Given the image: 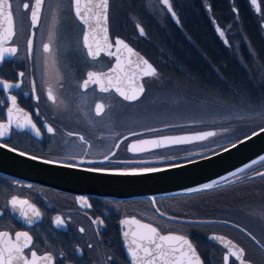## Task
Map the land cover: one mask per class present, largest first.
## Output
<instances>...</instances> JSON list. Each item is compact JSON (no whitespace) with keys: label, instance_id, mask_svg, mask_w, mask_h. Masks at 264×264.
Masks as SVG:
<instances>
[{"label":"flooded vegetation","instance_id":"1","mask_svg":"<svg viewBox=\"0 0 264 264\" xmlns=\"http://www.w3.org/2000/svg\"><path fill=\"white\" fill-rule=\"evenodd\" d=\"M213 1L215 4L219 2V0ZM11 2L14 10L20 8L15 11L16 36L12 39L18 52L16 57L0 66V78L8 83H19L20 87H13L7 91L0 87V124H8V109L13 107L10 96H15L16 108L28 113L32 122L41 131V135L36 136L35 131L30 127L23 130L17 128V120L23 123V112L17 113L14 110L12 123L8 126L6 135L0 138V143L13 149L38 157L61 159L71 164L81 160H101L103 164L95 167L111 170L166 166L173 163L159 165L157 163L196 152L214 151L215 148L211 143L219 136V133L204 141L135 154L128 150L130 145L138 140L166 135L217 132L216 127L219 124L217 122H176L127 129L120 121L121 113L118 112L120 106L122 108V105H133L136 108L144 103L148 94L152 99L155 96L152 92L157 90L165 96L179 90L184 93L185 98L190 94L200 95L206 91H213L215 93L212 94H217L221 98L229 97L233 100L236 98L235 102L241 104L252 101L251 104L255 105H251L252 108H259L258 106L264 103L262 67L252 60L258 66L256 73L252 68V61H239L240 64H238L234 60L238 54V45L243 39L240 21H237V11L225 12L224 15L229 13L231 16L229 22L215 30L212 63L204 60H198L197 63L194 61L195 65L192 66L200 71L198 77L191 76L189 72L176 71L175 67H180L179 64L183 65L182 62L169 58L154 62L149 60L158 75L144 77L142 79L144 94L138 101L129 103L123 101L114 91L101 93L97 85L90 84L87 90L81 88L89 71L104 72L111 67L113 60L105 57L91 60L86 56L82 45L84 26L75 17L72 0H44L40 22L36 28H31L29 13L22 10L23 0H11ZM155 2L162 9L160 16L164 22L161 27L178 24L177 14L173 8L172 12H169L162 0H155ZM200 2L203 8L204 6L207 8V0H200ZM169 3L171 4L170 0ZM249 3L252 4V2ZM251 8L255 14L259 15L258 4L251 5ZM54 13L59 20L55 28V39L50 45L51 55L55 57V66L50 64L46 69L45 57L50 54L43 52V44L48 43ZM153 16L155 17L154 14ZM203 17L202 13L198 28L194 32L197 34V42L204 45ZM107 22L111 40L114 37L122 38L125 33L120 28L112 26L109 8ZM137 25L135 31L142 36L140 28H143L145 33L146 27L138 28ZM191 25L192 23L187 19L185 26L188 30ZM227 29L231 31L226 33ZM188 30L185 32L186 43L176 46L185 52H190L195 44ZM237 32L241 36L238 37ZM30 37L33 39L31 53L27 46ZM122 39L134 47L132 39L124 37ZM172 44L177 43L172 42ZM172 44H167L165 48L173 50ZM199 44L195 45L199 46ZM154 48L160 47L155 44ZM70 51L81 52L85 62L79 63L69 57L63 58L62 52ZM190 62L192 61L186 63L187 68H190ZM240 65L246 69L251 67L248 72L250 75H244ZM20 72L25 75L20 77ZM258 73L262 76L260 79L257 77ZM225 84L231 86L234 93L239 88H245L247 93L242 95L248 100L243 101L239 96L227 93L223 86ZM49 86L57 97L56 105L48 100ZM259 95L261 96L258 97ZM97 103L105 105L101 116L95 114ZM110 114L115 118L113 123L101 122ZM45 126L53 127L56 134L47 133ZM149 129H156V131H149ZM68 132L83 135L92 146L89 148L81 144L75 136L69 137ZM105 156L109 159L105 160ZM124 161L143 162L125 163ZM257 178L259 176L245 177L238 182L216 185L204 191L157 197L154 199L156 208L154 210L151 204L143 199L119 201L76 196L47 187L27 185L0 175V214H2L0 215V231H9L10 234L27 231L32 237L30 248L36 251L38 256L50 254L53 257V264H130L121 238L125 231L129 232L131 225H125L123 221L127 218H136L156 227L161 234L183 235L197 249L203 264H239L228 249L219 241L211 240V236L223 237L225 241H231L237 248H242L245 252L244 259L250 264H264V251L261 250V246H264V187L240 188L247 184L252 186ZM12 197L27 200L40 212L38 219L33 218L36 220L33 225L26 224L20 217L19 208L13 211L9 203ZM78 198H84L87 204ZM57 217L64 221L62 226H57ZM81 228L84 229L83 232L80 231ZM25 252L28 253L29 249H25ZM109 257L112 259L109 260Z\"/></svg>","mask_w":264,"mask_h":264},{"label":"snow or ice","instance_id":"2","mask_svg":"<svg viewBox=\"0 0 264 264\" xmlns=\"http://www.w3.org/2000/svg\"><path fill=\"white\" fill-rule=\"evenodd\" d=\"M253 5H256V0H251ZM162 3L167 6L168 11L172 12V6L169 0H162ZM44 4V0H23L22 10L29 13L31 28H36L39 25L41 17V9ZM31 5V8H30ZM73 7L75 17L86 26L87 31L83 34V46L87 49V56L93 60L97 59L101 52L109 57L115 58V66L110 69L111 73H98L95 71H89L87 73V79L81 84V88L87 90L89 85H98L101 93H108L114 91L123 101L132 103L138 101L145 92L143 84L137 83L142 77H157V70L142 56L136 53L127 43L121 39H116L114 45L109 41L108 37V8L109 0H73ZM20 10L18 7L13 9V3L11 0H0V66L4 65L9 59L17 56L18 48L12 43V39L16 36V19L15 11ZM175 15V13H172ZM54 19L50 25L48 34V43L43 44V52L50 54L45 57V66L51 64L55 66V57L51 55V44L55 39V28L59 23L56 14H53ZM178 22V21H177ZM140 28L139 25H137ZM219 30V29H218ZM102 34V36L98 35ZM140 34L144 35L143 28H140ZM223 36V32L220 33ZM35 35L34 33L32 34ZM29 52L31 53L33 48V39L30 37L27 41ZM115 47V51H112ZM123 50V51H122ZM124 53L127 55L125 56ZM135 57V60L132 58ZM25 74L19 73L20 77ZM127 81V87L123 86ZM0 87L7 91L13 87H20L19 83H8L3 78H0ZM12 102V108L8 109V124H0V138L6 135L8 126L12 123L14 110L17 113H22V109L16 108V97L10 96ZM48 100L54 105L57 104V97L54 95L51 86L48 88ZM105 105L103 103H97L95 105V114L101 116L104 113ZM258 116L264 118V112L257 113ZM16 127L19 129H25L30 127L35 131L36 136L41 135L40 129L35 123L32 122L28 113L23 112V123L17 120ZM47 133L55 135L56 130L51 126H45ZM149 131H156V129H149ZM264 132V127L260 129V132H254L247 139H252V136L260 135ZM137 135V133H132ZM218 133L215 131H205L194 136H179L171 137L165 136L151 140H141L138 143H132L129 147V151L134 154L140 151H144L149 147L161 148L171 145H183L189 144L193 141H204L210 137H215ZM69 137L75 136L79 142L87 147L92 145L86 138L75 132H68ZM127 139V137H124ZM244 141L242 140L241 143ZM4 144H0V147H4ZM119 147V145H116ZM237 145L232 144L235 148ZM9 151H15V149L9 148ZM224 151H229L225 148ZM21 156L27 155L24 152L18 153ZM114 154V153H113ZM85 155L87 152L85 151ZM28 159L39 160L43 164L58 163L57 161H51L47 159H41L35 156L28 155ZM105 160L109 159L108 156L104 157ZM264 161V157L260 158ZM102 163L103 161L93 160H81V163L94 164ZM125 163H139L143 161H124ZM61 167H74L75 165L60 164ZM182 165H175V167H181ZM163 168H143V169H129V170H109L104 168L86 167L81 171L89 173H99L106 175H120V176H140L149 173H157L165 171ZM243 171V169H241ZM233 176L237 173H232ZM257 175L264 177V172H259ZM228 178L225 177V180ZM215 185L212 183L205 184L203 188L193 189V191H204L211 189ZM84 204L87 201L84 198H78ZM13 211L19 208V215L24 219L26 224L33 225L40 217V212L27 200H20L17 197H12L9 201ZM26 206V207H25ZM31 213V215H29ZM2 215V214H0ZM163 215V213H161ZM94 223L96 221H93ZM103 223V221H100ZM125 225H136V231L124 232L125 239L131 235V240L128 242V253L131 257L132 264H203L200 255L197 254V249L192 243L183 235L173 234H161V232L154 226L148 223H141L137 219L124 220ZM57 226H62L64 221L60 218H56ZM84 231L83 228L80 229ZM213 240L219 241L228 249L229 253L235 257L239 264H250V262L244 259L245 252L242 248H237L231 241H225L223 237H211ZM255 239V237H253ZM259 243V242H258ZM32 244V237L27 231L15 232L10 234L9 231H0V264H53V257L50 254L38 256L37 252L30 248ZM89 247H92L89 245ZM25 249H29L26 253ZM261 250L264 251V246H261ZM79 251V250H77ZM109 260L112 258L109 257ZM227 260V257H225Z\"/></svg>","mask_w":264,"mask_h":264},{"label":"water","instance_id":"3","mask_svg":"<svg viewBox=\"0 0 264 264\" xmlns=\"http://www.w3.org/2000/svg\"><path fill=\"white\" fill-rule=\"evenodd\" d=\"M228 1L232 11L236 12L235 8L233 7L232 0H228ZM249 2H251V0H249ZM251 5L253 6V4ZM73 11H74V7H73ZM261 25L262 28H264V23H262ZM83 26H84V32L87 31L86 26L85 25ZM107 28H108V22H107ZM83 34H82V45H83ZM98 35L102 36V34H98ZM108 37H109V41L112 42L113 45L116 39H121L125 43H127L124 39L119 37H114L111 40L109 36V32H108ZM127 44L136 53H138L140 56H142L151 64V62L143 54H141L138 50L132 47L129 43ZM84 50L87 56V49L84 48ZM111 50L115 51V47H113V49ZM124 55L126 56L127 54L124 53ZM87 57L93 60L91 57L89 56ZM101 57H105L107 59L113 60V64L106 71L100 73H108L109 75L115 76V74L111 73L110 71V69L115 66V58L109 57L105 55L103 52H101L100 56L97 59H100ZM132 59L135 60V57H133ZM143 78L144 77H142L139 81H137V83L142 84ZM123 86L127 87V81L124 82ZM262 127L258 128L252 133L260 132V129ZM199 133L202 132L183 133V134L166 135V136H171V137L194 136ZM252 133L233 142L237 145L235 148L232 147L233 143H231L218 150L201 151L180 158L170 159L169 161H161V163H157V165L168 164V163H173V164L154 167V168L166 169L165 171L157 172V173H149L140 176L106 175V174L89 173V172L81 171L82 168H86V167L97 168L95 166H99L103 164V162L102 163L98 162L94 164L77 162L76 164H71L61 159L43 158V157L35 156L41 159H47L58 162L52 164H43L40 163L39 160L28 159L27 156L31 154L26 153L27 155L21 156L18 153L22 151L16 149L15 151H9V148L11 147L4 144L5 145L4 147H0V175L11 178L15 181L23 182L27 185L33 184L37 186L47 187L76 196H88V197H96V198H104V199H113L119 201L143 199V200H147L151 204L153 209L156 210L154 205V199L157 197L175 196L180 194L197 192V191H193V189L203 188L205 184H209V183H212L216 186L225 183L238 182L245 177L250 178L253 176H260L257 175V173L264 172V169L253 174L245 175L246 173H244V171H246L247 169L263 162L261 161L260 158L264 157V132H261L260 135L252 136V139L250 140L247 139V137L251 136ZM161 137H165V136L153 137L150 139H143V140H151ZM242 140L244 141L243 143H241ZM139 141L141 140H138L134 143H138ZM171 146H175V145H171ZM171 146H166V147H171ZM225 148H228L229 151H224ZM153 149H157V148L149 147L146 150L140 152H145ZM93 161H101V160H93ZM60 164H70L75 166L61 167ZM175 165H182V166L175 167ZM241 169H243V171H241ZM232 173H237V175L233 176ZM225 177H227L228 179L225 180ZM131 219H136V218H127V220H131ZM130 225L131 227L129 233L136 231V225L134 224H130ZM121 240L126 252L127 259L129 263L132 264L131 257L128 253V242L131 240V235H129L127 240L123 235Z\"/></svg>","mask_w":264,"mask_h":264},{"label":"rangeland","instance_id":"4","mask_svg":"<svg viewBox=\"0 0 264 264\" xmlns=\"http://www.w3.org/2000/svg\"><path fill=\"white\" fill-rule=\"evenodd\" d=\"M116 1H119V3H123L124 0ZM141 1L143 2L148 14L153 17L155 23L159 27H161V24L164 22V20L160 16L162 9H160V6L155 2V0H132L131 9H134V11L128 12L125 11L127 7H125L124 4H120L121 8L116 10V12H112V26L120 28L132 40H135V34L131 33L132 27L140 22L137 13L142 14V16L144 17V13L141 12L136 5L137 2L141 3ZM172 2L174 3V0H172ZM176 3L177 4L175 6L177 7L181 4H184L183 0H176ZM255 10L257 11V7H255ZM153 14L156 18L153 16ZM230 31L231 29H227L226 33ZM166 35L167 38L164 39V41H168L169 45L172 44V39L174 41L177 40L172 38V36H174L173 29H170V33L166 32ZM237 36L239 37L238 33ZM178 40L180 41V38ZM181 42H183V40H181L176 45H172L175 48ZM150 47L152 48V45H150ZM150 47L146 46V48L148 49ZM169 52L172 55L173 51L170 50ZM177 54L181 55V53ZM62 56L63 58L69 57L70 59H75L79 63L85 62V58L79 51L62 52ZM252 63V68L257 73L258 66H256V63L254 61H252ZM192 65H195V63L190 62V67ZM241 67L243 68L244 75H250L248 72H250L251 67H248V69H246L244 66ZM53 72H56L55 68ZM257 77L260 79L262 76H260L258 73ZM223 86H225V91H228L235 96H239L243 101L248 100L245 96L242 95H246L247 93V90L245 88L238 89L237 92L235 91L234 93L231 86L226 84ZM230 87L232 88V90L230 89ZM212 93L215 92L206 91L204 94L200 93V95H197V93L196 95L190 94L185 98V96L183 95L184 93L179 90H175L174 92H172V95L167 96L162 95L160 90L153 91L152 95L155 96L151 99L148 94L146 96L147 98L144 100V103L136 108L133 105H122V108L120 106L118 111L119 113H121L120 121L127 129L135 126L158 125L176 122H217L219 125L216 128L218 129L217 133H219V136L214 138L211 143L212 147L215 148L214 150H218L230 143H233L238 139L247 136L258 128L264 126V118H261L257 115V113L264 112V103L262 104V106H258L259 108H252L251 105L255 106L254 104H251L252 101L249 103L241 104L239 102H235L236 98H234V100L232 98H228L227 100V98L224 99L219 97V95L217 96V94ZM261 95H259L258 97H260ZM114 119L115 118L113 117V115L110 114L107 118H103L101 122L113 123ZM253 187H264V177L259 176V178L254 180L252 186L247 184L246 186H242L240 188L243 189Z\"/></svg>","mask_w":264,"mask_h":264},{"label":"trees","instance_id":"5","mask_svg":"<svg viewBox=\"0 0 264 264\" xmlns=\"http://www.w3.org/2000/svg\"><path fill=\"white\" fill-rule=\"evenodd\" d=\"M256 1L259 7V15L254 13L248 0H232L233 7L238 13L237 21H240L241 34L243 35V39L240 41V44L238 45V51H237L238 54L236 58H234V60L238 64H240L239 61L247 62L254 60L255 62L259 63V65L264 70V29L262 28L261 25L262 23H264V0H256ZM131 2L132 0H124L123 3H119V1L116 0H110L109 2L110 14L112 15V12H116V10L121 8L120 4H124V6L127 7L125 9V11L127 12L134 11V9H131L132 8ZM183 3L184 4H181L178 7L175 6L177 4L176 0H174V3L173 2L171 3L173 6L172 8L177 14V18H178L177 21L179 25L173 24L170 26L159 27L155 23L153 17L150 16L146 11L143 2L142 1L141 3L137 2L136 5L138 6L139 10L144 13V17L142 16V14L137 13L140 19L138 25L140 27L145 26L146 30L144 33L145 35L140 36L135 31L136 25L133 26L131 33L135 34L136 40H131V41L133 43V46L141 54H143L148 60L154 62L155 60L158 59L162 60L169 58L175 61L182 62L184 63L183 64L184 66L182 64H179L180 67H175L176 71H179V73H181L182 71L184 73L189 72L191 76L198 77L200 71H197V68H194L193 66L187 68V66H185L186 62L196 61L195 63H197L198 60L211 62V60H213V54L215 50L214 47L215 44L213 42V38H215L216 36L215 30L220 26L224 27L225 24L229 22L231 16L229 15V13H226L225 15L224 13L225 12L231 13L232 9L228 0H219L218 4H215V1L213 0H207L206 3L207 8L205 6L204 8L201 6L200 0H183ZM202 13L204 14V17L202 18V22L204 23V27H205L204 45L201 42L200 44L197 42V34L194 32L198 28V21L200 20ZM187 19H189L190 23H192L189 30L185 26V21H187ZM111 22H112V16H111ZM170 29H173L174 31V36H172V38L177 39L176 41L172 39V42L179 43L181 40H183V42L181 43L184 42L186 43L185 32H187L188 30L191 33L190 34L191 38L195 40V44H199V46L194 44V47L190 49V52H185L183 49L175 47L173 50H171L173 51L171 55V53L169 52L170 49L165 48V46L169 44V42L164 41V39L167 38L166 32L170 33ZM238 34L241 36L240 33ZM123 37L130 39L127 34H124ZM179 38L180 41L178 40ZM155 44H158L160 48L158 49L154 48ZM145 45L148 47L152 45L153 49L151 47L148 49L146 48ZM177 53H181V55ZM226 92L228 93V91ZM226 98L228 100L229 97ZM263 169H264V161L247 169L246 171H244V173H246L245 175L253 174Z\"/></svg>","mask_w":264,"mask_h":264},{"label":"bare ground","instance_id":"6","mask_svg":"<svg viewBox=\"0 0 264 264\" xmlns=\"http://www.w3.org/2000/svg\"><path fill=\"white\" fill-rule=\"evenodd\" d=\"M123 38V37H122ZM125 38V37H124Z\"/></svg>","mask_w":264,"mask_h":264}]
</instances>
